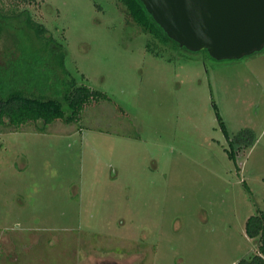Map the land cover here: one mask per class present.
Returning a JSON list of instances; mask_svg holds the SVG:
<instances>
[{"label": "rangeland", "instance_id": "obj_1", "mask_svg": "<svg viewBox=\"0 0 264 264\" xmlns=\"http://www.w3.org/2000/svg\"><path fill=\"white\" fill-rule=\"evenodd\" d=\"M3 4L29 10L77 83L111 100L76 123L0 131V264H238L257 251L245 226L264 210V47L218 60L163 45L122 0ZM8 24L0 56L37 48L23 19Z\"/></svg>", "mask_w": 264, "mask_h": 264}, {"label": "trees", "instance_id": "obj_2", "mask_svg": "<svg viewBox=\"0 0 264 264\" xmlns=\"http://www.w3.org/2000/svg\"><path fill=\"white\" fill-rule=\"evenodd\" d=\"M3 2L4 0H0V37L10 27L8 22L23 19L24 24L34 31L38 45L34 51L28 52L14 48L2 51L0 131L9 127L18 130L29 123H37L38 129L45 130L46 126H40L38 122L48 125L58 119L67 124L76 123L83 119L87 106L111 100L107 92L77 83L66 64L65 45L57 41L46 26L33 18L29 10H20L19 5L6 8ZM122 2L125 14L130 15L142 32L154 36L163 45L182 47L159 26L141 0ZM147 48L155 52L150 42ZM204 51L209 54L206 49ZM217 116L224 133L229 137L218 112ZM242 133L240 137L243 139L247 133ZM229 155L236 160L233 148ZM245 231L250 238L256 239L257 251L238 264H264V210H258L248 217Z\"/></svg>", "mask_w": 264, "mask_h": 264}, {"label": "water", "instance_id": "obj_3", "mask_svg": "<svg viewBox=\"0 0 264 264\" xmlns=\"http://www.w3.org/2000/svg\"><path fill=\"white\" fill-rule=\"evenodd\" d=\"M167 35L218 60L264 47V0H141Z\"/></svg>", "mask_w": 264, "mask_h": 264}, {"label": "clouds", "instance_id": "obj_4", "mask_svg": "<svg viewBox=\"0 0 264 264\" xmlns=\"http://www.w3.org/2000/svg\"><path fill=\"white\" fill-rule=\"evenodd\" d=\"M19 225H17V227H18Z\"/></svg>", "mask_w": 264, "mask_h": 264}]
</instances>
